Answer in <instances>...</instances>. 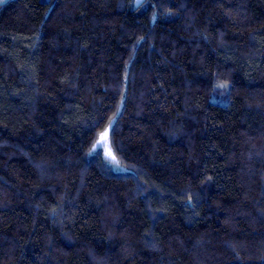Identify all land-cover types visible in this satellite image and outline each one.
Wrapping results in <instances>:
<instances>
[{
  "label": "trees",
  "instance_id": "16d2710c",
  "mask_svg": "<svg viewBox=\"0 0 264 264\" xmlns=\"http://www.w3.org/2000/svg\"><path fill=\"white\" fill-rule=\"evenodd\" d=\"M0 264H264V0L0 6Z\"/></svg>",
  "mask_w": 264,
  "mask_h": 264
},
{
  "label": "rangeland",
  "instance_id": "374dc122",
  "mask_svg": "<svg viewBox=\"0 0 264 264\" xmlns=\"http://www.w3.org/2000/svg\"><path fill=\"white\" fill-rule=\"evenodd\" d=\"M8 0H6V2H7ZM143 0H137V4H140L141 2H142ZM111 128H112V126H109L103 133H105V132H107V145L105 146V145H101V144H98L97 143V145H96V149H99V150H102L103 151V153H104V155L106 156V158H107V160L114 166V167H116V168H114L115 170H117V171H125V168H123L122 166H121V168H120V166H119V164H118V161H117V159H116V157H115V160H113L109 155H108V152L109 151H111V153L114 155V152H113V149H112V147H111V143H110V132H111ZM100 138H101V136H100ZM100 140V139H99ZM115 156V155H114Z\"/></svg>",
  "mask_w": 264,
  "mask_h": 264
},
{
  "label": "snow or ice",
  "instance_id": "6c2138e0",
  "mask_svg": "<svg viewBox=\"0 0 264 264\" xmlns=\"http://www.w3.org/2000/svg\"><path fill=\"white\" fill-rule=\"evenodd\" d=\"M4 3H6V0H0V6H2ZM98 144L101 145H107V132L101 134L100 140L97 142ZM108 155L115 160V156L111 153V151L108 152Z\"/></svg>",
  "mask_w": 264,
  "mask_h": 264
}]
</instances>
